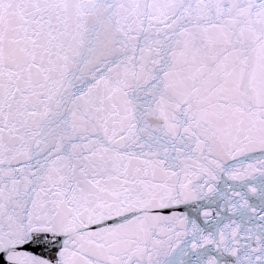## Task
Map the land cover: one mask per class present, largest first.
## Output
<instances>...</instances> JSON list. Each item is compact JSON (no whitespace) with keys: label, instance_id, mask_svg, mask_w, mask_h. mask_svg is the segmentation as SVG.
Here are the masks:
<instances>
[{"label":"snow or ice","instance_id":"1","mask_svg":"<svg viewBox=\"0 0 264 264\" xmlns=\"http://www.w3.org/2000/svg\"><path fill=\"white\" fill-rule=\"evenodd\" d=\"M223 256L264 264V0H0V264Z\"/></svg>","mask_w":264,"mask_h":264},{"label":"water","instance_id":"2","mask_svg":"<svg viewBox=\"0 0 264 264\" xmlns=\"http://www.w3.org/2000/svg\"><path fill=\"white\" fill-rule=\"evenodd\" d=\"M259 155H260L259 152L255 153L253 155V160L256 157H259ZM250 162H253V161H250V160L244 161V163H250ZM255 176H256V179L254 182V186L259 187L261 184V178L258 173H256ZM229 183H233V182L229 181ZM236 184L238 185L239 182H236ZM219 187L221 191H224L226 190L227 186L225 184H221ZM242 190L247 191V187L243 188ZM221 203L222 201H220L218 197L216 199L209 198L205 200L192 202L188 205H179L174 210L178 213L186 214L190 220L195 219L202 228L215 230L213 225L204 224V217L202 213L204 211H210L212 213L213 220H215L216 212ZM249 203L256 206L257 217L251 223H246V224H243L242 226L245 228L247 227L255 228L260 223L259 213H260L261 200L259 199L258 196H253L252 194H249ZM164 214L167 215V214H170V212L168 210H165ZM249 215H251V213H249ZM221 216L224 218L220 225L221 227L223 226V224H230L232 219H235L238 223H240L242 219L240 216H231V214L228 213L227 211L221 213ZM244 219H247V217H244ZM241 235H243V232H241ZM212 254H215L214 250ZM221 259L224 262V264H230L232 258L228 256H223L221 257Z\"/></svg>","mask_w":264,"mask_h":264}]
</instances>
